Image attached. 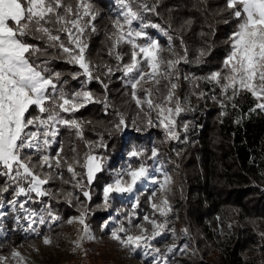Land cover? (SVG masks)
I'll return each instance as SVG.
<instances>
[{"label": "snow or ice", "instance_id": "obj_1", "mask_svg": "<svg viewBox=\"0 0 264 264\" xmlns=\"http://www.w3.org/2000/svg\"><path fill=\"white\" fill-rule=\"evenodd\" d=\"M158 3L114 0V18L107 33V54L115 60L113 65L93 63L89 58V40L97 31L95 22L100 15L91 0H0V197L11 195V199H0V233L22 232L42 237L48 244L51 239L45 227L51 231L65 222H76L82 226L81 240L94 239L88 223L93 211L91 189L108 171V177L100 181L102 203L97 210L109 212L101 228L116 224L112 239L132 252L142 250L145 261L151 258V264H169L168 254L176 245L164 252L153 245L157 237L169 231L167 218L172 212L167 196L155 203L158 190L164 191L171 180L160 160V150L133 145L127 151L126 164L109 169L108 156L100 151L109 147L108 142L102 134L97 141L85 139V125L91 121L79 119L77 113L99 104L108 114L113 107L109 87L117 73L127 90L125 95L137 109L132 130L160 128L166 141L188 142L190 121L181 117L194 109L189 96L177 94L181 80L190 85L197 100L211 98L222 109L228 104L236 108V98L248 93L256 101L251 111H264V0H223L218 13H227L235 25L228 38V52L220 65L201 76L182 72L180 66L206 64L212 45L197 49L195 58L190 59L181 36L177 49L171 26L144 21V13L158 14ZM192 23L186 20L184 26ZM148 29L168 37L167 57L165 48ZM125 47L127 52L121 50ZM52 60H62L76 70L56 71L50 67ZM66 76L78 82L77 86H71ZM92 82L101 87L102 97L90 88ZM202 82L212 86L211 92L201 87ZM115 116L109 134L126 133L129 121L125 114L115 110ZM64 129L74 133V142L66 145L60 138ZM78 142L86 149L83 153ZM53 182H59L60 187H49ZM146 194L151 213L140 212L141 197ZM57 196L64 199L57 200ZM120 197H127L130 207L116 208L113 215V201ZM53 202L75 206L77 214L65 220L54 211ZM157 215L165 219L161 222ZM140 216L142 222L137 224ZM9 217L15 225L11 230L3 223ZM149 226L151 235H144ZM135 227L139 234L132 233ZM183 231L187 234V229ZM260 235L264 238V233ZM75 243L79 246L78 241ZM0 248H4L3 243ZM11 256L17 264H25L15 248ZM6 259L0 255V264Z\"/></svg>", "mask_w": 264, "mask_h": 264}, {"label": "trees", "instance_id": "obj_2", "mask_svg": "<svg viewBox=\"0 0 264 264\" xmlns=\"http://www.w3.org/2000/svg\"><path fill=\"white\" fill-rule=\"evenodd\" d=\"M91 2L100 15L95 22L97 31L89 40V58L93 63L108 62L115 65V60L107 54V33L111 30V19L114 18V0ZM147 2L151 5L154 0ZM222 6L223 0H159L156 5L158 14L144 13L143 16L145 22L158 23L165 28L171 26L170 34L176 37L174 46L177 49L180 47L179 37L182 36L189 49L190 59L195 58L197 49L206 44L212 45L206 64L200 67L195 64L180 66L182 72L201 76L220 65L228 52V38L235 25L227 13H218V8ZM189 19L193 23L184 26V22ZM148 31L168 48L166 35L155 29ZM201 32L206 35L201 36ZM121 50L127 52L126 47ZM50 67L63 73L76 70L62 60H52ZM119 76L117 73L111 80L109 95L113 107L108 114L99 104H91L77 113L79 119L91 121L85 125V139L97 141L102 134L108 142L109 147L100 151L108 156L109 169L120 167L132 143L142 141L144 147L150 150L152 139L157 138L161 131L155 128L141 132L132 130L131 121L136 118L137 109L131 98L125 95L127 90ZM65 78L69 79L71 86H77L78 82L71 81L67 76ZM180 83L181 91L177 94L189 96L194 109L181 117L182 120L190 121L188 142L164 143V149L172 157L177 169L176 207L181 214L180 223L187 229L184 250L190 253L189 257H180L178 260L186 264H264V238L260 235L264 233V111H251L256 101L248 93L236 98V108L228 104L222 109L211 98L197 100L192 95L190 85L183 80ZM201 87L208 92L212 90L211 85L203 82ZM90 88L103 96V90L97 83L92 82ZM115 110L122 111L129 121L126 133L113 131L109 134L116 121ZM222 111L224 115H221ZM237 120L240 122L237 123ZM60 138L66 145L75 141L74 133L70 134L67 129L61 132ZM78 145L83 153L86 150L83 143L78 142ZM177 152H181V155L177 156ZM107 177L108 171H105L91 189L93 211L88 217L93 236L102 240L109 231V228H101L109 212L97 210L95 204L99 202L100 181ZM2 182L3 178H0ZM49 187L56 189L60 184L53 182ZM9 198L10 194L0 197ZM56 199L62 201L64 197L57 196ZM119 207H128V204L122 198L114 200L111 213L115 215V209ZM53 208L65 220L77 211L75 206L70 207L62 202H53ZM144 208L148 209V206ZM140 212L144 213V209L140 208ZM137 221L142 222L140 217ZM3 223L6 229L14 228L12 218ZM66 223L53 227V235L61 232ZM48 230L45 229V232ZM23 237L21 232L15 231H9L6 236L2 234L0 243L4 244V248H0V253L10 252L15 245L25 241ZM87 250L90 261L97 263L99 247L89 244Z\"/></svg>", "mask_w": 264, "mask_h": 264}, {"label": "rangeland", "instance_id": "obj_3", "mask_svg": "<svg viewBox=\"0 0 264 264\" xmlns=\"http://www.w3.org/2000/svg\"><path fill=\"white\" fill-rule=\"evenodd\" d=\"M115 8L116 5L114 4V9ZM160 44L165 48L166 51L164 55L167 57L168 54L166 45L162 43ZM155 129L161 131L157 138L152 139L151 148L155 146L160 150V160L164 163L165 168L171 177L170 182L166 185V189L164 191L158 190V194L155 197V203L159 204L160 201L167 196L170 204L172 205V212L167 218L169 231L164 233L162 236L157 237L156 240L153 241V245L160 248L162 252L166 251L168 247L176 245L173 252L168 254L169 264H186L178 260L180 257H189L190 253L185 251V238L187 234L183 231L185 227L180 223L181 214L176 207L177 169L172 157L164 149V143L166 141L165 133L160 128ZM133 145L144 146V142L137 141L132 143L131 147ZM127 160L128 157L126 153L120 167L125 165ZM151 163L152 162L149 164ZM99 194H101V191ZM120 198H122L128 204V207H130L127 197ZM146 199L147 194L141 198V208L144 209V212L151 213L152 209L146 203ZM101 203L102 200L99 197V202L95 204V207ZM145 205L148 206V209L144 208ZM76 214L77 211L70 217ZM9 218L7 220H9ZM140 218L141 220L143 219L142 216H140ZM157 219L162 222L165 218L157 215ZM136 223L139 224L140 222L136 220ZM12 226L15 227L14 223ZM115 227H117L116 224H112L109 227V231L103 240L95 237L94 239L81 240L82 226L76 222L71 224L66 223L65 228L61 232L54 235L52 233L53 231L49 232L48 230L45 232V229H48L45 227L44 232L50 236L51 243L46 244L43 242L42 237L27 235L21 232L25 241L15 245L13 248L22 254L25 264H94L90 261V257L88 255L87 247L89 244H95L99 247L100 256L98 262L95 264H151V258L145 261L142 250L132 252L128 248L122 246L119 242L112 239L111 231ZM172 230H174V235ZM152 231L153 229L149 226L148 231L144 233V235H151ZM132 233L139 234V228H132ZM2 234L3 233H0V236ZM77 241L79 242V246H76L75 242ZM0 255L7 258L4 264H17V260L11 256V251L8 253H0Z\"/></svg>", "mask_w": 264, "mask_h": 264}]
</instances>
